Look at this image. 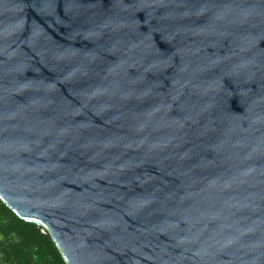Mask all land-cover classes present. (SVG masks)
<instances>
[{
	"label": "water",
	"instance_id": "95a60500",
	"mask_svg": "<svg viewBox=\"0 0 264 264\" xmlns=\"http://www.w3.org/2000/svg\"><path fill=\"white\" fill-rule=\"evenodd\" d=\"M0 200L67 264H264V0H0Z\"/></svg>",
	"mask_w": 264,
	"mask_h": 264
},
{
	"label": "trees",
	"instance_id": "16d2710c",
	"mask_svg": "<svg viewBox=\"0 0 264 264\" xmlns=\"http://www.w3.org/2000/svg\"><path fill=\"white\" fill-rule=\"evenodd\" d=\"M0 264H67L50 234L0 200Z\"/></svg>",
	"mask_w": 264,
	"mask_h": 264
}]
</instances>
